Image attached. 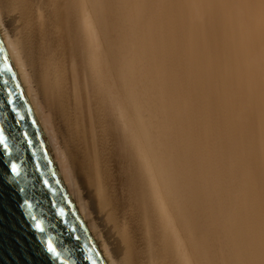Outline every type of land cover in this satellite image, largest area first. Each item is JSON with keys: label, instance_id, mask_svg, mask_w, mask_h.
<instances>
[{"label": "bare ground", "instance_id": "bare-ground-1", "mask_svg": "<svg viewBox=\"0 0 264 264\" xmlns=\"http://www.w3.org/2000/svg\"><path fill=\"white\" fill-rule=\"evenodd\" d=\"M0 46L101 264L264 261V0H0Z\"/></svg>", "mask_w": 264, "mask_h": 264}, {"label": "water", "instance_id": "water-1", "mask_svg": "<svg viewBox=\"0 0 264 264\" xmlns=\"http://www.w3.org/2000/svg\"><path fill=\"white\" fill-rule=\"evenodd\" d=\"M0 135V264H101L1 46Z\"/></svg>", "mask_w": 264, "mask_h": 264}, {"label": "snow or ice", "instance_id": "snow-or-ice-1", "mask_svg": "<svg viewBox=\"0 0 264 264\" xmlns=\"http://www.w3.org/2000/svg\"><path fill=\"white\" fill-rule=\"evenodd\" d=\"M0 144H3V136L2 135H0ZM4 146L7 147V145H4ZM10 170H11L12 173H16V171H17V165L15 163H11ZM36 227L39 228L40 225L37 224ZM47 248H48V251L50 253H52L53 255L56 254L55 253V248L53 247V245L51 243H48L47 244ZM261 264H264V261H261Z\"/></svg>", "mask_w": 264, "mask_h": 264}]
</instances>
